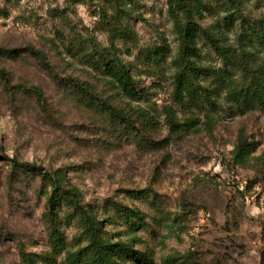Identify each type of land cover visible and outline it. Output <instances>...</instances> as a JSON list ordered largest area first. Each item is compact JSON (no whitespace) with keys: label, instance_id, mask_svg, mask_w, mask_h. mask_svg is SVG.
<instances>
[{"label":"rangeland","instance_id":"rangeland-1","mask_svg":"<svg viewBox=\"0 0 264 264\" xmlns=\"http://www.w3.org/2000/svg\"><path fill=\"white\" fill-rule=\"evenodd\" d=\"M198 1V23L234 54L250 53L253 71L264 67V40L248 43L245 34L264 16V0H241L239 12L228 11L226 0ZM184 19L168 0H0V264H28L25 256L33 264H67L77 233L76 224L63 222L67 251L53 252L50 185L7 158L62 170L65 185L100 219L107 211L116 215L105 207L109 200L139 211L136 229L120 219L105 228L112 241L153 264H264V109L248 102L254 73L234 55L220 58L200 35L198 60L207 73L179 93ZM114 26L132 35L114 43L145 92L139 100L82 63L79 42L95 37L110 46ZM63 41L79 44L73 56ZM71 80L90 84L126 120L86 103ZM203 87L213 92V104L192 101ZM169 106L177 129L166 121ZM242 142L250 150L239 162ZM144 190L147 199L131 194Z\"/></svg>","mask_w":264,"mask_h":264},{"label":"trees","instance_id":"trees-1","mask_svg":"<svg viewBox=\"0 0 264 264\" xmlns=\"http://www.w3.org/2000/svg\"><path fill=\"white\" fill-rule=\"evenodd\" d=\"M168 3L172 9L181 10L185 17L180 29L181 54L184 62V70L179 76V84L177 86L179 93H182V84L184 82H192L193 77L207 73V70L198 60L199 46L197 40L200 35H204L207 44L220 58L226 60L234 55L236 64L244 70H247V72L254 73L251 81L252 92L248 97V102L252 107L258 105L264 109V67H259L253 71L249 65L248 57L250 53L244 52L242 56L240 54H234L232 50L227 49L221 43L219 36L214 33H209L207 29H204L198 23V16L201 13V4L198 0H168ZM225 5L229 6L228 11L233 10L239 12V6L242 5V1L226 0ZM233 11L230 13L231 16L234 15ZM125 13H127V9L121 8L116 15L122 17ZM102 17H105V15ZM101 22L106 24L104 18ZM117 29L118 27L114 26V29L111 31L110 46H103L95 37L88 38L89 41L86 40V42L80 41V49L84 48V51L81 49L83 52L81 58L85 60L82 63L91 67L94 72L108 77L115 88L125 97L131 100H139L144 96L145 92L140 93L138 90L137 80L134 78L131 68L124 63L119 55V49H117L114 43L116 38H121L123 41L130 40L132 35L125 31L119 32ZM248 30L245 33L248 38V43L255 38L264 40V16L258 21L257 25L255 24L254 28ZM78 45L63 41L64 51L69 56H73L74 51H77V48L79 49ZM155 53L157 56L162 55L158 50ZM68 86L78 93L86 103L96 104V106H101L106 109L114 120H126V117L118 109L113 108L107 102L99 99L93 92L90 84L71 80ZM194 94L192 101L196 103L203 102L206 105H211L214 102L213 92L205 87L200 92L198 88H195ZM181 96L183 95L181 94ZM165 112L167 114L166 121L168 125L172 129L179 128L180 122L177 118L176 111L169 106L165 107ZM143 116H146L145 120L149 121L151 119L148 114H143ZM249 146L250 144L245 142L237 146L235 153L239 162H242L244 156L249 153ZM7 159L11 160L15 168L25 172V174L33 173L34 175H38L43 182L50 185V191L47 195V230L49 245L54 253L58 255L67 251L68 241L61 231L63 222H66V224H76L77 233L74 235L76 247L66 252L65 261L67 264H123L126 260L132 261L135 264H153L147 254L134 250L125 242L112 241V238L108 235V231L105 228L106 223L113 224L120 219L123 224L125 223L129 228L134 230L139 226L138 222L134 219L140 216L141 213L139 211L124 206L121 203H111L109 200L106 202L105 207L107 210L110 207H114L116 215L111 218L107 211L105 217L100 219L93 207L83 203L81 194L77 189L65 185L66 179L62 170L49 173L44 168L35 164L19 163L14 159ZM147 193V190H144L139 192L132 191L131 194L135 198L147 199ZM25 259H27L28 264H33V260L29 257L25 256ZM165 264L171 263L165 261Z\"/></svg>","mask_w":264,"mask_h":264}]
</instances>
